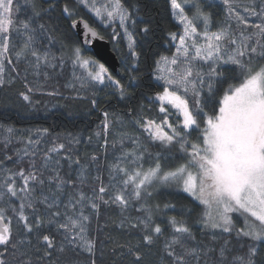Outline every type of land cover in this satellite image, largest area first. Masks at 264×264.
Here are the masks:
<instances>
[{"label": "snow or ice", "instance_id": "1", "mask_svg": "<svg viewBox=\"0 0 264 264\" xmlns=\"http://www.w3.org/2000/svg\"><path fill=\"white\" fill-rule=\"evenodd\" d=\"M219 2L222 20L212 11L217 0H168L180 31L168 33L175 51L154 62L161 90L145 95L163 118L144 116L140 102L131 119L156 151L121 130L111 141L119 153L109 161L108 133L124 124L107 111L96 133L104 154H91L88 163L74 150L80 140L72 133L42 148L48 128L20 137L0 125L4 150L22 145L0 160V264H99L105 254L111 264H264V0ZM80 8L111 28L114 42L127 38L126 82L87 55L103 36ZM145 12L140 0H0V88L15 82L23 64L26 91L19 96L33 104L32 95L70 65L68 86L78 97L102 85L132 101L143 85L130 29L140 21L145 36L152 31ZM64 20L77 37L71 42ZM163 190L191 203L162 200ZM102 207L117 208L118 218L101 224ZM110 226L135 240L100 239Z\"/></svg>", "mask_w": 264, "mask_h": 264}, {"label": "trees", "instance_id": "2", "mask_svg": "<svg viewBox=\"0 0 264 264\" xmlns=\"http://www.w3.org/2000/svg\"><path fill=\"white\" fill-rule=\"evenodd\" d=\"M127 3H134L135 0H126ZM142 7L146 8L144 19L151 20L152 31L145 36L140 29L144 26L143 22L138 21L136 28L130 29L134 31L135 39L137 41V51L141 54L139 61L136 63V68L139 71L142 82V89L136 92V97L132 101L123 100L120 98L115 86L104 87L97 85L86 90H82L80 96L68 85L72 82V69L69 65L62 75L47 82L44 87L32 95L33 104L24 101L19 93L26 91L23 80L24 65H19L21 75L16 78L15 82L4 88H0V125L11 126L20 134V137L27 135V130H35L37 128H48L49 134L43 140L42 148L50 145L51 140L57 134L61 137L68 133L78 136L80 143L73 145L74 150L80 155L82 163H88V157L96 153L103 156V149L100 145L103 143V135L96 136L97 132L102 130L103 111H107L110 115L116 114L123 120L124 128L120 124H116L108 133V140L110 142L107 149V159L112 160L114 155L119 153V147L113 150L111 141L114 140L121 130L135 133L140 136L141 141L148 145L150 150L156 151L147 140L146 136L140 132L132 123V111L139 110L138 105L143 102L144 112L143 115L148 118L160 120L163 114L159 112V106L156 103L149 104L145 99V95H154L161 89L154 78V62L160 55H171L175 51L174 43L170 40L169 32H179L180 28L171 16L168 0H140ZM62 7V2L61 5ZM217 14V19L222 20L225 15L224 6L217 1L216 7L212 9ZM24 10L22 8L21 15ZM80 15L84 16L90 22L96 23V27L103 38L109 40L111 49L116 54L119 60V74L114 75L120 79L122 83L127 81L128 70L132 65V59L129 55L127 48V38H122L119 42H114L111 38V28H104L95 22L90 14L80 10ZM62 28L69 33V42L77 39L71 35L70 21L64 20ZM87 55L93 56L91 51ZM95 58V57H94ZM96 59V58H95ZM34 77L29 74L28 80L34 81ZM41 82L42 78H40ZM76 87H79L77 84ZM56 88L61 95L49 96L47 92ZM93 93H95L93 95ZM143 93V95L141 94ZM95 99L97 105L93 106L91 101ZM176 117L170 116V120L174 121ZM5 133L0 131V141L3 140ZM195 136L196 133H193ZM89 137L91 141L89 142ZM19 138V137H18ZM20 143L14 142L6 151L0 143V160L4 156L13 155L16 148L21 147ZM130 146V145H129ZM15 158V157H14ZM176 161H172L175 163ZM101 163H104L102 160ZM7 167H15L10 161H5ZM147 166V165H146ZM68 171L67 166L64 169ZM105 182H107V171L103 172ZM169 190H163L160 199L162 200H180L184 203H191L189 197L183 193L168 194ZM119 210L115 207H102L100 223L103 224L104 220L111 218L116 220L118 218ZM169 215L175 214L172 210L168 211ZM95 228V223L93 224ZM106 235H111L114 239L121 242H127L129 239L135 240V236H129L125 231L117 229L115 226H110L107 232L100 233V239H104ZM109 243V247H110ZM101 248L104 246L101 245ZM99 264H111V257L107 254L99 259ZM127 264V262H125Z\"/></svg>", "mask_w": 264, "mask_h": 264}, {"label": "water", "instance_id": "3", "mask_svg": "<svg viewBox=\"0 0 264 264\" xmlns=\"http://www.w3.org/2000/svg\"><path fill=\"white\" fill-rule=\"evenodd\" d=\"M90 51L99 62L105 64L110 72H112L114 75L119 74V60L111 49L108 39L104 37L102 40L98 39L94 41V43L91 45Z\"/></svg>", "mask_w": 264, "mask_h": 264}, {"label": "rangeland", "instance_id": "4", "mask_svg": "<svg viewBox=\"0 0 264 264\" xmlns=\"http://www.w3.org/2000/svg\"><path fill=\"white\" fill-rule=\"evenodd\" d=\"M217 1H219V0H217ZM80 10L85 11L86 13H88V12H87L85 9H83V8H80L79 11H80ZM88 14H89V13H88ZM153 79H154V78H153ZM117 214L119 215V213H117Z\"/></svg>", "mask_w": 264, "mask_h": 264}]
</instances>
